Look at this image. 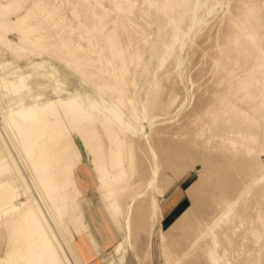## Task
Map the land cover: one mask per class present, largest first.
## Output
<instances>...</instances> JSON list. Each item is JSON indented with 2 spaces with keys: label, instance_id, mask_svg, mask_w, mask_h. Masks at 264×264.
Segmentation results:
<instances>
[{
  "label": "rangeland",
  "instance_id": "obj_1",
  "mask_svg": "<svg viewBox=\"0 0 264 264\" xmlns=\"http://www.w3.org/2000/svg\"><path fill=\"white\" fill-rule=\"evenodd\" d=\"M0 22V264H264V0Z\"/></svg>",
  "mask_w": 264,
  "mask_h": 264
},
{
  "label": "bare ground",
  "instance_id": "obj_2",
  "mask_svg": "<svg viewBox=\"0 0 264 264\" xmlns=\"http://www.w3.org/2000/svg\"><path fill=\"white\" fill-rule=\"evenodd\" d=\"M10 6V5H9ZM3 7V6H2ZM8 7V6H7ZM4 8V7H3ZM6 9V8H5ZM8 9V8H7ZM6 11V10H5ZM5 13V12H4ZM6 13H7V11H6ZM8 14V13H7ZM5 16V15H4ZM17 21H16V23H17V25H18V27H21L22 26V24L24 23V21H26V20H23L22 18H21V20H18V19H16ZM6 22V21H5ZM15 23V22H14ZM9 24V23H8ZM17 28V27H16ZM25 28V27H24ZM34 28V27H33ZM27 30V29H26ZM10 31V29H9V25H7V24H5L4 22H0V41H4V42H6V43H9V41H8V39H7V34H8V32ZM22 33H25V30L24 29H22ZM27 33H29V31L27 32ZM33 34V33H32ZM29 35H30V33H29ZM37 35V34H36ZM31 36H33V35H31ZM38 36V35H37ZM36 36V37H37ZM39 38H41L40 36H39ZM38 38V39H39ZM37 39V38H36ZM37 39V40H38ZM35 40V39H34ZM41 40V39H40ZM39 40V41H40ZM38 41V42H39ZM42 41V40H41ZM32 42V41H31ZM30 42V43H31ZM34 42V41H33ZM35 42H37V41H35ZM19 53V52H18ZM57 226H58V223H57ZM119 249V248H118ZM36 264H45L44 262H43V260H42V257L41 258H39V257H35V255H34V257H33V259H32ZM47 264H54V263H52V262H49V263H47ZM214 264H215V262H214Z\"/></svg>",
  "mask_w": 264,
  "mask_h": 264
}]
</instances>
